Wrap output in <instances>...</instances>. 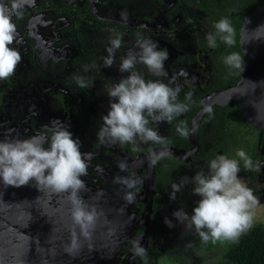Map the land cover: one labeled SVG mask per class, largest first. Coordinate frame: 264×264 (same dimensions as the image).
I'll return each instance as SVG.
<instances>
[{
	"label": "flooded vegetation",
	"instance_id": "af4514ba",
	"mask_svg": "<svg viewBox=\"0 0 264 264\" xmlns=\"http://www.w3.org/2000/svg\"><path fill=\"white\" fill-rule=\"evenodd\" d=\"M43 1L45 7L41 8ZM122 1L123 5L116 4L119 0H34L31 7L23 9L22 17L13 16L16 37L11 47L22 59L12 77L0 80V135L5 136L0 140L29 138L43 132L44 126H51L54 120L78 138L88 164L87 175L81 177L87 191L80 195L99 213L91 239L81 238V249L97 251V256L90 258L95 259L91 264L105 259L108 264H156L157 256L171 254L172 261L186 264L183 253L174 256L166 244L158 248L171 235L192 237L194 262L187 264H200L215 249H196L195 228H187L173 216L180 209L191 216L201 199L193 194L192 178L201 172L207 175L210 161L225 155L240 162L238 175L256 197L264 189V128L245 117L233 93L221 96L219 101L210 99L212 94L235 86L243 72L224 63L230 53L223 52L219 39L217 48H212L206 36L215 32V22L227 18L234 28L239 27L242 50L240 32L245 16L264 5V0ZM0 3L10 7L11 0ZM32 19L37 23L41 19V34L35 32ZM116 33L122 36V46L113 66L104 67L109 40ZM138 36L157 42L159 49L168 53L164 62L167 75L153 76L142 64L134 70L146 81L179 85L178 101L188 103L189 110L171 122L150 124L164 144H100L96 133L109 110L107 88L129 74L119 72L118 66L122 57L137 51ZM93 64L95 67H91ZM85 65L89 66L87 72ZM81 76L90 81L89 87L77 85L76 78ZM24 91L34 93L36 101L19 95ZM188 94L190 99H186ZM44 100L54 108L52 114L35 112ZM39 115L53 117L41 124L39 118L44 121ZM181 123L189 130L188 136L177 131ZM15 125L18 135L12 136ZM165 148L169 154L152 164L150 154ZM239 149L259 165V170L244 168L236 156ZM121 163L126 170H121ZM129 177L139 181L133 189L116 182ZM185 177L189 182L174 200L170 199L171 184ZM127 191L135 194L130 204L124 198ZM69 207L64 194L39 191L34 182L12 187L0 180V264H83L82 251L75 256L64 251L71 226L61 220L71 221ZM66 215L70 219H65ZM145 221L149 222L145 254L135 255L134 246L147 229ZM209 263L213 262L204 264Z\"/></svg>",
	"mask_w": 264,
	"mask_h": 264
},
{
	"label": "clouds",
	"instance_id": "9594fccd",
	"mask_svg": "<svg viewBox=\"0 0 264 264\" xmlns=\"http://www.w3.org/2000/svg\"><path fill=\"white\" fill-rule=\"evenodd\" d=\"M33 2L34 0H11L10 7L0 3V80L12 77L22 59L19 51L11 47L16 37L13 16L22 17L23 9L31 7ZM123 19H127L126 14ZM213 27L215 32L206 36L209 47L216 48L218 39L229 47L236 44V31L227 18L215 22ZM251 33L253 35L248 43L264 41V24L252 29ZM109 45L106 49L108 55L103 58L104 67L108 68L115 63L116 52L122 46L121 34L116 33L114 38H110ZM136 49L137 51L122 57L118 66L119 72L129 74L107 88L109 110L102 116V124L96 133L100 144H164L163 138L150 124L171 122L189 110L188 103L178 101L181 91L179 85L171 87L159 80L146 81L134 70L137 64H142L153 76H166L164 62L168 59V53L160 50L157 42L142 36L137 37ZM224 63L240 72L245 70V61L237 52L228 54ZM91 67H95V64ZM84 71H89L88 65L84 66ZM76 83L80 88L90 86V81L82 76L76 78ZM252 83L259 86L264 81ZM190 97L191 94H188L186 99ZM205 110L211 113V108ZM50 125H45L43 132L26 139L0 141V180L3 185L12 187L34 182L39 191L51 190L65 195V200L70 205L72 227L64 251L69 256H75L82 247L81 238L91 239L97 227L99 213L95 206L89 205L80 195L87 191L81 177L87 175L88 169L87 154L80 151V141L78 138L74 139L73 134L59 120L51 121ZM177 131L183 136L189 134L183 123L178 125ZM45 144L48 146L45 147ZM168 154L166 148L158 153L153 152L149 157L150 162L155 164ZM236 156L243 161L246 170H259V165H254L243 149L237 150ZM119 167L126 170L124 163ZM240 170L237 159L220 155L211 160L207 175L201 172L192 178L195 184L193 194L201 199L193 208L191 216L183 209L175 211L173 216L187 228L194 227L205 243L238 242L241 235L253 226L255 209L259 204L252 189L241 181L238 175ZM116 182L133 189L139 181L129 177L118 178ZM188 182L185 177L180 183H172L170 199L174 200L176 193ZM124 198L130 204L134 202L135 194L127 191ZM165 222L173 227L171 221L166 219ZM134 254L143 256L145 250L136 243Z\"/></svg>",
	"mask_w": 264,
	"mask_h": 264
},
{
	"label": "water",
	"instance_id": "95a60500",
	"mask_svg": "<svg viewBox=\"0 0 264 264\" xmlns=\"http://www.w3.org/2000/svg\"><path fill=\"white\" fill-rule=\"evenodd\" d=\"M262 24H264V5L258 6L254 11L246 15L241 28L240 44L245 55V70L241 78L232 88L218 91L210 97L211 101L214 102L219 101V98L223 95L233 93V97L239 101L245 117L259 126L261 130L264 128V84L258 86L252 82L259 83L264 81V41L250 43L248 41L251 40L253 35L251 30ZM149 171L152 173L151 166ZM150 182H152L151 177ZM65 219H70V217L66 215ZM61 221L66 226L70 225L72 227V221ZM144 223L149 226V222L145 221ZM148 226L139 238V246L143 248L147 245L146 234L148 233ZM77 232H79V229H77Z\"/></svg>",
	"mask_w": 264,
	"mask_h": 264
},
{
	"label": "rangeland",
	"instance_id": "374dc122",
	"mask_svg": "<svg viewBox=\"0 0 264 264\" xmlns=\"http://www.w3.org/2000/svg\"><path fill=\"white\" fill-rule=\"evenodd\" d=\"M116 4L123 5L124 1L119 0V2L116 3ZM43 7H45L44 1L41 4V8H43ZM31 21L35 25L34 26L35 32L37 34H41V32H42V21H41V19H39L38 23L34 19H32ZM95 38H96V35L93 36V39H95ZM53 78H57V77L54 76ZM19 95H22V96L25 95V99L28 100L29 102L32 101V100H35L34 93L28 94V92L24 91V92H22ZM15 99H16V96L13 98V100L15 101ZM12 105L14 106L15 104H12ZM31 109H32V106H31ZM52 110H54V108H52L48 104V102L46 100H44L42 103L39 104L38 110L35 109V112L38 113L37 111H40V112H42L44 114H47V113L52 114ZM55 114L57 115L58 112L55 113ZM39 116H41V118L44 121V122H42L40 120V118L38 117L39 118V122L41 124H45L46 122H48L47 120H51V118L53 117V115H39ZM18 122L19 121L17 120V121L14 122V124H17ZM15 127H16V125L14 127L12 126V128H11L10 132H11L12 136H17L18 135V133L15 131ZM4 137L5 136L0 135V139L1 140L4 139ZM258 200H259V204H258L257 208L255 209V222H254L253 226L258 224V223L264 224V189L261 192L260 197H258ZM190 239H192V237L189 238V236H185V235L179 236V237H175V236L171 235L168 238V241H166V243H164V244H160L158 246V248H160L161 245H162L161 248H164V246L166 244L168 247H170V249H171L170 253H173L174 256L181 255L183 253L186 256V258H185L186 264L188 263V261L193 263L194 262L193 254H195V251L193 249V246L191 244V240ZM189 241H190V243H189ZM80 251L83 252V254H82V256L84 258V260L82 259L83 264H91V262L95 261V259L93 261H90V258H93V257L95 258L97 256V251H95V250H93L91 248L81 249ZM220 251H222V248H217L214 251L209 252L210 254H207L204 257L207 260L201 261L200 264H204L205 262H213V264H216V257L219 255ZM154 253H156V250H155ZM172 256H173L172 254L171 255H166V256H157L156 264H177V263H175V261H172ZM181 257H183V256H181ZM95 264H108V260L105 259V260H103L102 263H95ZM153 264H155V263H153Z\"/></svg>",
	"mask_w": 264,
	"mask_h": 264
},
{
	"label": "trees",
	"instance_id": "16d2710c",
	"mask_svg": "<svg viewBox=\"0 0 264 264\" xmlns=\"http://www.w3.org/2000/svg\"><path fill=\"white\" fill-rule=\"evenodd\" d=\"M234 29L236 31V44L229 47L222 43L221 46H223V52H237L244 59V54L239 46V27L237 26ZM238 77L239 73L234 78ZM194 245L198 250L222 248V251L216 257V264H264V224L258 223L254 225L241 235L238 242L235 243L220 241L215 243L208 241L205 243L198 236L195 239Z\"/></svg>",
	"mask_w": 264,
	"mask_h": 264
}]
</instances>
